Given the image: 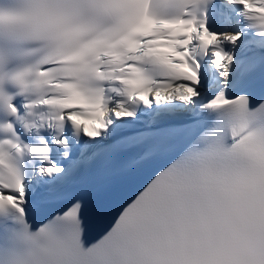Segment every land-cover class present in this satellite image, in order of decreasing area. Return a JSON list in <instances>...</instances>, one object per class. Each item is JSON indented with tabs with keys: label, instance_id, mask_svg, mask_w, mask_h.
<instances>
[{
	"label": "snow or ice",
	"instance_id": "1",
	"mask_svg": "<svg viewBox=\"0 0 264 264\" xmlns=\"http://www.w3.org/2000/svg\"><path fill=\"white\" fill-rule=\"evenodd\" d=\"M0 264H264V0H0Z\"/></svg>",
	"mask_w": 264,
	"mask_h": 264
}]
</instances>
